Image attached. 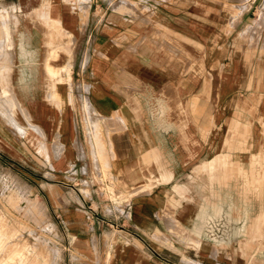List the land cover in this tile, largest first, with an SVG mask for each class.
Instances as JSON below:
<instances>
[{"label": "crops", "instance_id": "crops-1", "mask_svg": "<svg viewBox=\"0 0 264 264\" xmlns=\"http://www.w3.org/2000/svg\"><path fill=\"white\" fill-rule=\"evenodd\" d=\"M0 8L15 17L7 28L0 21V148L23 147L17 160L32 161L60 264H264V152L216 153L218 142H244L234 124L264 131V0ZM228 104L242 107L240 119ZM149 180V190L121 195Z\"/></svg>", "mask_w": 264, "mask_h": 264}, {"label": "rangeland", "instance_id": "rangeland-1", "mask_svg": "<svg viewBox=\"0 0 264 264\" xmlns=\"http://www.w3.org/2000/svg\"><path fill=\"white\" fill-rule=\"evenodd\" d=\"M0 15V21L5 25V28H7L11 22H15V17L13 15L11 16L4 8H0ZM257 24L259 27L261 22L259 21ZM5 38L6 42L9 41V33H7ZM252 41L253 40L250 38L248 42H245V51H247V44L249 46L253 44ZM239 50L240 48L238 46V52ZM249 50H252L251 47ZM233 53L235 54V52ZM250 54L253 53L251 52ZM259 85L260 83L258 81V86ZM255 86H257V83ZM239 92H241L240 97L243 98V96L245 97L250 92V87L245 85ZM226 112L228 116L232 118H237L235 116L236 112L239 114L238 119H240L242 115V112L240 111V113L238 109H236L235 104H228ZM256 114L258 113L256 112ZM77 115L79 124H84L85 131L86 129L88 130L89 126H92V121H94L91 118V114L84 111L77 112ZM255 117L258 119L257 115H255ZM93 124V129L96 130V123ZM30 127L37 131L33 125H30ZM217 130L219 134H224L223 130L220 132L219 127ZM231 130L233 131V129ZM242 132H244L245 135L242 136V140L244 139L243 143L234 145L229 143L226 145L225 143L221 144L218 142L216 153L224 151H229V153L233 151L246 153L257 151L264 152V131L257 127V121L253 122L251 128L243 129ZM86 134L89 135L92 133L86 131ZM91 138L93 139V145L98 154V148H104V142L102 139L100 141L96 134L94 138ZM15 147H18L20 152L17 151L18 154L17 152L10 153L9 155L11 156L3 154L0 148V264H16L13 260L16 257L21 260L19 264H31L35 256L41 258L40 260L38 259L39 262L36 264H60L64 258L61 241L52 226V219L50 218L46 206L43 205L42 200L38 199L36 193L31 189V186L35 184L33 179L36 178L33 175V163L32 161L27 163L22 158V160H17V158L20 157L19 155L25 152V149L19 146ZM28 147L32 152L34 146L29 144ZM9 157H12L13 160ZM27 157H29V154H27ZM212 178H214L212 179L214 180L213 182H217L218 185L220 184L223 186L225 180L224 176ZM155 184L156 182L151 183V180H149L138 187H134L132 191L122 193L121 195L128 196L141 193L149 190L152 185ZM111 196V199H113L114 195L112 194ZM12 250H15L16 254H13Z\"/></svg>", "mask_w": 264, "mask_h": 264}, {"label": "bare ground", "instance_id": "bare-ground-1", "mask_svg": "<svg viewBox=\"0 0 264 264\" xmlns=\"http://www.w3.org/2000/svg\"><path fill=\"white\" fill-rule=\"evenodd\" d=\"M1 16V15H0ZM1 19V18H0ZM54 25V24H53ZM57 27V26H56ZM52 30H54L55 31V28L54 29H52ZM59 30V29H58ZM56 31H57V28H56ZM51 33H53L52 31H51ZM51 33H47L48 34V36H50V34ZM60 33H61V31H59V34H58V32H57V34L58 35H60ZM54 34V33H53ZM56 34V33H55ZM57 34H56V36H57ZM52 35V34H51ZM24 36V35H23ZM45 36H46V34H45ZM55 36V35H54ZM61 36V35H60ZM25 37V36H24ZM57 37H59V36H57ZM65 37V36H64ZM46 38V37H45ZM49 38H51V37H49ZM48 38V39H49ZM53 38V37H52ZM50 40H52V39H50ZM7 43H8V41H7ZM18 43V42H17ZM21 43V42H20ZM62 44V43H61ZM19 45V44H18ZM17 45V46H18ZM50 45V44H49ZM8 46H10V45H8ZM59 46V45H58ZM61 46H63V45H61ZM17 48V47H16ZM20 48V47H19ZM19 52V51H18ZM9 60V59H8ZM1 62V61H0ZM3 62V61H2ZM1 62V63H2ZM4 70V69H3ZM46 71L50 74V75H52V67L49 65V64H47L46 65ZM66 74V73H65ZM22 78V77H21ZM65 80H66V78H65ZM4 90H5V88H4ZM236 103V102H235ZM168 105V104H167ZM31 106V105H30ZM170 108V107H169ZM240 109L242 110V107L241 108H239V112H240ZM246 109V108H245ZM41 110V109H40ZM41 112V111H40ZM234 113V112H233ZM241 113V112H240ZM171 114V113H170ZM169 116V115H168ZM174 123H176V122H174ZM182 124H184V123H182ZM236 125L237 124H234L233 126V132H231L234 136H236V135H242V136H245L244 135V132L242 133V132H240L239 131V129H238V127H236ZM240 126V125H239ZM180 128V127H179ZM229 129V128H228ZM227 130V129H226ZM228 131V130H227ZM231 131V130H230ZM246 134V133H245ZM231 135V134H230ZM203 137V136H202ZM230 137V136H229ZM204 138V137H203ZM244 138V137H243ZM201 139V138H200ZM223 139V138H222ZM240 139H242V138H240ZM229 141V140H228ZM238 141V140H237ZM203 142V141H202ZM235 142V141H234ZM234 145V144H233ZM232 145V146H233ZM229 146V145H228ZM237 146V145H236ZM235 147V146H234ZM230 149V148H229ZM245 150V149H244ZM220 151V150H219ZM236 151H237V149H236ZM227 152H229V151H227ZM234 152V151H233ZM238 152V151H237ZM150 154V153H149ZM148 154V155H149ZM260 154V153H259ZM218 157V156H217ZM220 157V156H219ZM141 158V157H140ZM225 158V157H224ZM219 159V158H218ZM262 159V158H261ZM212 160V159H211ZM248 160V159H247ZM172 161V160H171ZM218 161V160H217ZM192 162V161H191ZM249 162V161H248ZM264 162V161H263ZM262 162V163H263ZM229 163V162H228ZM250 163V162H249ZM184 164V163H183ZM207 166H208V163H207ZM230 166V165H229ZM241 166V165H240ZM239 166V167H240ZM250 166V165H249ZM256 166V165H255ZM201 167V166H200ZM215 167H216V165H215ZM264 167V166H263ZM178 168V167H177ZM209 168H211V166H209ZM261 168H262V165H261ZM119 169V168H118ZM202 169V168H201ZM215 169V168H214ZM229 170H230V167L228 168ZM260 169V168H259ZM198 170V169H197ZM205 170V169H204ZM215 171V170H214ZM221 171V170H220ZM235 171V170H234ZM240 171V170H239ZM243 171V170H242ZM179 172V171H178ZM199 172V171H198ZM208 172V171H207ZM249 172V171H248ZM203 173V172H202ZM237 173V172H236ZM245 173V172H244ZM262 173V172H261ZM260 173V174H261ZM213 174V173H212ZM216 174V173H215ZM238 174H240V173H238ZM256 174V173H255ZM258 174H259V172H258ZM160 175V174H159ZM163 175V174H162ZM194 175V174H193ZM207 175H208V173H207ZM257 175V174H256ZM197 176V175H196ZM235 176V175H234ZM260 176V175H259ZM258 176V177H259ZM261 176H262V174H261ZM161 177V176H160ZM223 177V176H222ZM233 177V176H232ZM242 177V176H241ZM264 177V176H263ZM204 178V177H203ZM209 178V177H208ZM164 179V178H163ZM162 179V180H163ZM169 179V178H168ZM212 179H214V178H212ZM264 179V178H263ZM134 180V179H133ZM166 180H167V178H166ZM207 180V179H206ZM132 180H130V182H131ZM154 181H156V180H154ZM203 181V180H202ZM207 182V181H206ZM258 182H259V179H258ZM262 182V181H261ZM246 183V182H245ZM264 183V182H263ZM250 184V183H249ZM203 185V184H202ZM241 185V184H240ZM257 185H259V183L257 184ZM264 186V184L262 185V187ZM247 190V189H246ZM177 191V190H176ZM189 192V191H188ZM263 192V191H262ZM180 194H183V193H180ZM179 194V195H180ZM258 196H259V193H258ZM200 200V199H199ZM262 200H264V199H262ZM31 206V205H30ZM208 207V206H207ZM32 209V208H31ZM30 209V210H31ZM207 210V209H206ZM229 211V210H228ZM200 213V212H199ZM216 216V215H215ZM261 216V215H260ZM201 218V217H200ZM262 219V218H261ZM231 220V219H230ZM255 220V219H254ZM194 221V220H193ZM198 221H199V219H198ZM262 221H264V220H262ZM202 222V221H201ZM263 225H264V223H262ZM203 225V224H202ZM255 226V225H254ZM258 226V225H257ZM197 227H199V226H197ZM196 227V228H197ZM219 227V226H218ZM258 228V227H257ZM258 230H261V228H259ZM262 230H263V228H262ZM214 232V231H213ZM258 232V231H257ZM264 232V231H263ZM261 233V232H260ZM258 234V233H257ZM263 235L264 234H262L261 236L263 237ZM258 236V235H257ZM217 238V237H216ZM264 238V237H263ZM253 239V238H252ZM262 239V238H261ZM16 241V240H15ZM217 242V241H216ZM10 243V242H9ZM263 243V242H262ZM225 244V243H224ZM260 244V243H259ZM258 244V245H259ZM89 245V244H88ZM257 245V244H256ZM261 245V244H260ZM11 249V248H10ZM4 251V250H3ZM13 251V254L15 253L16 254V251L15 250H12ZM6 254V253H5ZM41 254V253H40ZM5 258H6V256H5ZM38 259L40 260L41 258H39V256H35L34 258H33V262L31 263V264H36V263H38L39 261H38ZM4 260V259H3ZM14 260V262L16 263V264H19V262L21 261L18 257H16V258H14L13 259ZM39 264H41V263H39Z\"/></svg>", "mask_w": 264, "mask_h": 264}, {"label": "built area", "instance_id": "built-area-1", "mask_svg": "<svg viewBox=\"0 0 264 264\" xmlns=\"http://www.w3.org/2000/svg\"><path fill=\"white\" fill-rule=\"evenodd\" d=\"M107 202L110 204V205H118V201L115 200V199H108Z\"/></svg>", "mask_w": 264, "mask_h": 264}]
</instances>
